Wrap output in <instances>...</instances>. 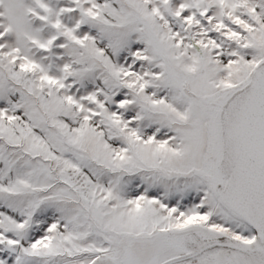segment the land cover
Listing matches in <instances>:
<instances>
[{
  "label": "snow or ice",
  "instance_id": "obj_1",
  "mask_svg": "<svg viewBox=\"0 0 264 264\" xmlns=\"http://www.w3.org/2000/svg\"><path fill=\"white\" fill-rule=\"evenodd\" d=\"M0 264H264V0H0Z\"/></svg>",
  "mask_w": 264,
  "mask_h": 264
}]
</instances>
